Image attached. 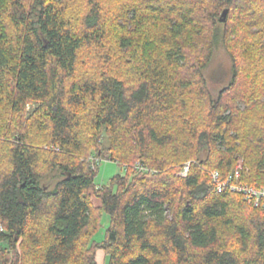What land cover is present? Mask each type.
<instances>
[{
	"label": "trees",
	"instance_id": "trees-1",
	"mask_svg": "<svg viewBox=\"0 0 264 264\" xmlns=\"http://www.w3.org/2000/svg\"><path fill=\"white\" fill-rule=\"evenodd\" d=\"M240 162L264 186V0H0V264H264Z\"/></svg>",
	"mask_w": 264,
	"mask_h": 264
},
{
	"label": "rangeland",
	"instance_id": "rangeland-1",
	"mask_svg": "<svg viewBox=\"0 0 264 264\" xmlns=\"http://www.w3.org/2000/svg\"><path fill=\"white\" fill-rule=\"evenodd\" d=\"M204 72L208 79L209 87L215 96H217L220 90L230 82L232 78V59L230 56V52L228 51L222 39H219L216 42L212 61L209 66L204 70ZM27 107L28 109L32 108L31 106ZM47 146L48 145H43L44 148ZM200 156L202 158L205 157L206 151H202L200 153ZM187 164L189 163H186L183 168H185ZM122 172V167L116 161L107 160L106 158H103L101 161H99V171L95 177V183L97 185L107 184L110 182L112 177ZM61 178L62 172L59 167H56L51 170L46 176H44V178L42 179V184L45 187L51 189ZM95 202L99 203V200L95 198ZM109 220V215L104 213L102 218V228L96 236L97 240L103 239L105 229L109 224ZM100 264H103V261L101 259Z\"/></svg>",
	"mask_w": 264,
	"mask_h": 264
},
{
	"label": "built area",
	"instance_id": "built-area-1",
	"mask_svg": "<svg viewBox=\"0 0 264 264\" xmlns=\"http://www.w3.org/2000/svg\"><path fill=\"white\" fill-rule=\"evenodd\" d=\"M241 166L242 163L240 162L235 172L227 176L225 179H221L219 172L215 171L213 173V178L216 181L218 191L221 192L229 189L234 192H240L244 195L246 200L250 201V203H253L255 206H264V186L241 183L237 180L241 175ZM188 171L189 164H187L180 173L186 175ZM1 230L2 227H0V233Z\"/></svg>",
	"mask_w": 264,
	"mask_h": 264
},
{
	"label": "crops",
	"instance_id": "crops-1",
	"mask_svg": "<svg viewBox=\"0 0 264 264\" xmlns=\"http://www.w3.org/2000/svg\"><path fill=\"white\" fill-rule=\"evenodd\" d=\"M105 258H106V255H105V252L103 250H98V253H97V260H98V263L100 264V259L103 261V264L105 263Z\"/></svg>",
	"mask_w": 264,
	"mask_h": 264
},
{
	"label": "water",
	"instance_id": "water-1",
	"mask_svg": "<svg viewBox=\"0 0 264 264\" xmlns=\"http://www.w3.org/2000/svg\"><path fill=\"white\" fill-rule=\"evenodd\" d=\"M224 17H223V20L226 19V11L223 13Z\"/></svg>",
	"mask_w": 264,
	"mask_h": 264
},
{
	"label": "bare ground",
	"instance_id": "bare-ground-1",
	"mask_svg": "<svg viewBox=\"0 0 264 264\" xmlns=\"http://www.w3.org/2000/svg\"><path fill=\"white\" fill-rule=\"evenodd\" d=\"M232 191V190H231ZM222 192V191H221Z\"/></svg>",
	"mask_w": 264,
	"mask_h": 264
}]
</instances>
